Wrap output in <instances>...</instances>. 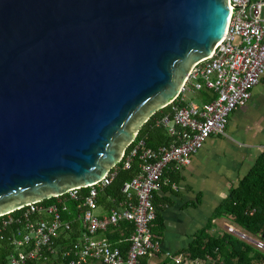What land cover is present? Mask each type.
<instances>
[{
  "label": "water",
  "instance_id": "water-1",
  "mask_svg": "<svg viewBox=\"0 0 264 264\" xmlns=\"http://www.w3.org/2000/svg\"><path fill=\"white\" fill-rule=\"evenodd\" d=\"M228 19L227 0H0V216L118 164Z\"/></svg>",
  "mask_w": 264,
  "mask_h": 264
},
{
  "label": "built area",
  "instance_id": "built-area-1",
  "mask_svg": "<svg viewBox=\"0 0 264 264\" xmlns=\"http://www.w3.org/2000/svg\"><path fill=\"white\" fill-rule=\"evenodd\" d=\"M227 5L229 19L216 56L185 79L179 94L185 105L172 102L166 106L169 111L155 122L166 130L169 142L150 147L145 137L137 138L136 134L119 163L98 181L71 188L51 203H30L0 216V234L15 226L10 244L16 252L4 264L51 259L61 264H140L142 258L160 252V242L150 229L155 219L152 195L161 188L162 173L172 166L189 164L210 136L225 135L230 114L244 107L253 89L264 80V0H227ZM202 91L215 97L206 103L186 101V94ZM132 162H137V172L120 187L121 201L103 215L96 214L102 208L97 202L99 193L110 185L118 169L127 170ZM121 222L132 226L126 252L106 235ZM74 226H78V236L69 239ZM225 232L264 250L262 237L254 238L230 225ZM164 256L171 264H214L210 257L189 260L181 254Z\"/></svg>",
  "mask_w": 264,
  "mask_h": 264
},
{
  "label": "crops",
  "instance_id": "crops-1",
  "mask_svg": "<svg viewBox=\"0 0 264 264\" xmlns=\"http://www.w3.org/2000/svg\"><path fill=\"white\" fill-rule=\"evenodd\" d=\"M263 153L264 80L253 89L248 103L230 114L225 135L210 136L189 164L169 169H175L172 173L175 181L170 183L169 190L167 187L156 192L155 200V210L162 219V232L158 238L160 252L146 258L145 263L171 264L164 254L182 252L201 229L219 236L226 233L228 225L247 231L228 218L215 217L213 210ZM166 182L163 177L162 183ZM194 202L195 206H191ZM105 211L102 209L98 215ZM51 260L37 263L56 261Z\"/></svg>",
  "mask_w": 264,
  "mask_h": 264
},
{
  "label": "trees",
  "instance_id": "trees-1",
  "mask_svg": "<svg viewBox=\"0 0 264 264\" xmlns=\"http://www.w3.org/2000/svg\"><path fill=\"white\" fill-rule=\"evenodd\" d=\"M195 100L199 103L211 101L214 94L206 91L197 92ZM179 96L173 103L179 107L185 105ZM170 107H166L159 112L152 114L139 128L137 138L145 137L147 146L156 147L160 144H166L170 138L164 128L155 124L156 120L169 111ZM173 167V166H172ZM137 172V162H132L129 169H118L114 179L101 193H99L98 204L105 210L113 207L116 202L121 201L120 187L123 183L129 181ZM175 169H166L162 173L166 177L167 182L162 183L160 190L170 188V183L174 182L173 174ZM164 184V185H163ZM166 186V187H165ZM156 193L152 195V204L156 207ZM54 199L45 201L51 203ZM195 206V202L190 204ZM213 215L218 218H228L233 223L250 233H260V237L264 238V153L261 154L248 172L242 176L238 183L229 189L227 196L218 203L213 210ZM15 226H9L0 234V264H4L9 255L14 254L13 247L10 244V237L14 232ZM151 234L155 238H160L162 232V219L159 212L155 210V219L150 229ZM132 233V226L126 222L119 223L113 231L107 233V237L116 246L126 252L129 243L127 238ZM78 236V226H74L73 233L68 234L69 239ZM63 237V236H62ZM255 249L246 242H242L236 237L229 234L221 236L211 234L204 229L196 232L191 242L179 254L189 260H206L210 257L214 264H264V254H256L255 258H250ZM146 258L140 260V264L145 263ZM255 260V261H254ZM28 264H40L30 262ZM48 264H61L53 261Z\"/></svg>",
  "mask_w": 264,
  "mask_h": 264
},
{
  "label": "rangeland",
  "instance_id": "rangeland-1",
  "mask_svg": "<svg viewBox=\"0 0 264 264\" xmlns=\"http://www.w3.org/2000/svg\"><path fill=\"white\" fill-rule=\"evenodd\" d=\"M186 100H187V101H192V100H193L192 102H196V100H195V95H193V94H188V95L186 96ZM101 210H102L101 208H98L97 211H96L95 213L98 214ZM251 235H252L254 238H257V239L260 238V233L253 232V233H251ZM260 239H261V238H260ZM252 247L255 249V252L251 254V256H250L251 259H252V258H255L256 254H257V255H259L260 253L264 254V250L259 249V248H256V247H254L253 245H252ZM254 261H255V260H254Z\"/></svg>",
  "mask_w": 264,
  "mask_h": 264
}]
</instances>
